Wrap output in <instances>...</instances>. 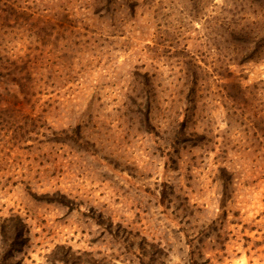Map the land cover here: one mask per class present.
I'll return each instance as SVG.
<instances>
[{"label": "rangeland", "instance_id": "obj_1", "mask_svg": "<svg viewBox=\"0 0 264 264\" xmlns=\"http://www.w3.org/2000/svg\"><path fill=\"white\" fill-rule=\"evenodd\" d=\"M19 6L37 94L0 101V264H264V0Z\"/></svg>", "mask_w": 264, "mask_h": 264}, {"label": "trees", "instance_id": "obj_2", "mask_svg": "<svg viewBox=\"0 0 264 264\" xmlns=\"http://www.w3.org/2000/svg\"><path fill=\"white\" fill-rule=\"evenodd\" d=\"M19 2L0 0V101L11 93L30 98L37 94V9L21 8ZM19 232L17 227H6L3 240L16 241Z\"/></svg>", "mask_w": 264, "mask_h": 264}]
</instances>
